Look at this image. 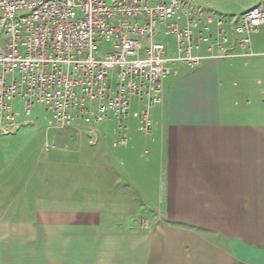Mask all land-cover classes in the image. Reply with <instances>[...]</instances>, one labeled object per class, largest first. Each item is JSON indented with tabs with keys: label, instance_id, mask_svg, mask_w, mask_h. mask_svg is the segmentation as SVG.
<instances>
[{
	"label": "crops",
	"instance_id": "0c3cea01",
	"mask_svg": "<svg viewBox=\"0 0 264 264\" xmlns=\"http://www.w3.org/2000/svg\"><path fill=\"white\" fill-rule=\"evenodd\" d=\"M179 1L230 37L249 8L264 11ZM250 49L167 75L149 134L133 99L121 120L49 127L39 152L4 158L0 264H264V25Z\"/></svg>",
	"mask_w": 264,
	"mask_h": 264
},
{
	"label": "built area",
	"instance_id": "2783aa9c",
	"mask_svg": "<svg viewBox=\"0 0 264 264\" xmlns=\"http://www.w3.org/2000/svg\"><path fill=\"white\" fill-rule=\"evenodd\" d=\"M263 25L259 6L241 16L230 37L223 28L210 33L179 0H0V134L26 124L15 103L27 118L42 106L50 128L68 129L121 120L133 99L143 105L138 129L149 134V112L163 102L167 75L252 56L251 35ZM131 221L150 226L147 218Z\"/></svg>",
	"mask_w": 264,
	"mask_h": 264
},
{
	"label": "rangeland",
	"instance_id": "374dc122",
	"mask_svg": "<svg viewBox=\"0 0 264 264\" xmlns=\"http://www.w3.org/2000/svg\"><path fill=\"white\" fill-rule=\"evenodd\" d=\"M245 1L247 0H238V2L241 3H244ZM240 12V9L234 10L226 15L230 18L237 17ZM107 49L109 50V45L101 48V54L105 53ZM15 110L17 113H19L17 120L20 123L22 122L30 125H24L22 128L20 127L15 133L12 134H0V163H2L6 157V161H8L10 156L12 159H14L18 156H21L22 154H36L41 149L44 143L43 141H45L47 137H51L53 132H55L53 130H49L47 132V129L51 123V117L50 114L45 111L44 107L39 105L34 106L29 118L24 115L22 106L19 103H15ZM0 166L2 167V165ZM31 167V160H27L24 168L26 170H31Z\"/></svg>",
	"mask_w": 264,
	"mask_h": 264
}]
</instances>
